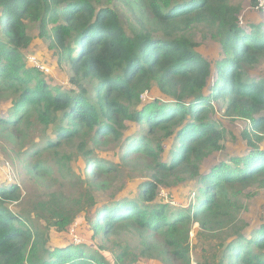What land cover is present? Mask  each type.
Here are the masks:
<instances>
[{"label":"trees","instance_id":"1","mask_svg":"<svg viewBox=\"0 0 264 264\" xmlns=\"http://www.w3.org/2000/svg\"><path fill=\"white\" fill-rule=\"evenodd\" d=\"M128 1L0 0V100L10 104L0 124L13 136L12 129L29 138L39 129L45 138L41 146L31 142L33 167H48L44 157L53 154L75 190L23 199L18 184L1 186L0 264H135L138 258L264 264V223L248 234L235 225L244 190L264 188V147L258 145L264 140V80L248 75L264 58V23L243 28L239 6L230 0H145L137 15L126 5L129 16L123 17L119 4ZM30 25L56 51L57 62L67 64L66 88L48 85L42 70L26 66L22 50L31 42ZM198 28L220 46L214 77L196 49ZM152 88L161 96L143 102ZM214 102L222 103L224 116L248 122L241 134L246 147L203 172L205 159L223 148L224 129L211 117ZM130 123L140 129L125 134ZM48 129L52 136H45ZM108 141L121 148L118 164L89 147ZM70 160L84 166L74 172ZM120 167L148 175L138 199L111 194L98 201L93 186L110 183ZM187 181L196 184L193 201L184 198L186 185L172 207L173 191ZM73 224L79 244L67 236ZM194 224L197 260L189 236ZM125 229L140 237L139 254L124 248L110 262L88 244ZM53 235L68 240L51 242ZM209 237L220 240L212 254L202 247Z\"/></svg>","mask_w":264,"mask_h":264},{"label":"rangeland","instance_id":"2","mask_svg":"<svg viewBox=\"0 0 264 264\" xmlns=\"http://www.w3.org/2000/svg\"><path fill=\"white\" fill-rule=\"evenodd\" d=\"M129 0L128 4L122 2L119 4L120 10L124 16H129V10L126 5H129L132 11L137 13L144 7L145 0ZM264 2V0H262ZM230 3L239 6V13L237 15L238 22L243 28L247 29L248 24H259L264 23V9L259 6V0H230ZM127 12V13H126ZM27 33L31 37V42L27 48L22 50L24 61L26 66L32 67L30 58H33L39 65L46 68V71L42 72L46 83L50 86H60L61 88L67 87V79L69 76V68L67 64L57 62V54L53 48H49L48 42L42 40L38 36V29L34 25L27 26ZM194 39L198 42L197 51L212 64L213 77L215 75L214 61L218 60L221 56V50L219 44L214 40L209 33L204 29L198 28L193 32ZM248 75L251 78L258 79L262 78L264 80V58L260 60L253 68L248 70ZM212 80L209 82V84ZM156 88H152L151 91L145 92L142 95V101H147L153 99L154 97H160ZM10 104L8 100H0V116H6ZM222 103L214 102L213 111L211 117L213 120L217 121L219 125L224 129V140L222 141L223 148L219 151L212 153L203 162L201 168L205 172L213 164L219 161H229L231 156L242 155L246 147V142L242 138V131L248 126L246 120L229 118L223 115ZM140 129L137 125L130 123L128 130L125 134H133ZM13 136L10 128L5 127L0 124V187L6 186L8 184H18L21 188V195L24 198L34 197L36 195H41L46 197L45 194L51 191L63 190L66 194L74 193V188L68 181V176L66 175L65 168H60L55 161V156L49 154L44 157L48 161V167L40 168L37 172L33 167V163L36 159L31 155V142L34 144H39L41 146L44 140V134L40 132L39 129L34 128L31 131L30 138L22 132H18L15 129ZM45 136H52L51 129L46 131ZM106 137L105 139H107ZM260 147H264V140L258 143ZM95 150V155L108 164H118L121 148L115 142L108 141L106 144L93 145L89 143V147ZM14 150V151H13ZM64 153H69L70 150L64 148L62 150ZM9 152V153H8ZM18 153V158L16 157ZM43 154L46 151L42 150ZM83 165V160L75 162L70 160L68 165L70 170L77 172ZM84 166V165H83ZM115 179H110V183L105 182L103 186L96 184L93 186L94 196L98 201L107 200L111 194H115L119 197H124L128 199H138L137 195L139 192V184L145 180L148 175L137 174L129 169L120 167L119 171L115 173ZM187 186V190H184V198L188 201H193V196L196 191L195 181L184 182L177 186L173 191L172 202L170 203L172 207L176 208L182 198L181 190ZM161 195V196H160ZM160 198L167 199L165 192L159 194ZM241 202L244 204V208L238 215V221L235 223L237 227L243 229V231L248 234L252 227L257 226L259 223H264V188H259L256 186L248 187L244 190L243 196L240 197ZM13 212H17L20 208L18 204L10 206ZM72 229L67 234L68 238H76L79 240L77 244L81 243L82 240L80 236L76 235L74 229L76 224L72 225ZM197 225L194 224L193 230L190 232V246L193 248L191 250V256L193 260L199 258L201 246L197 244V236L195 234ZM79 238H78V237ZM210 238V237H209ZM68 240L62 238L60 235H53L51 237V242H59ZM202 242V241H201ZM220 240L210 238L202 242V247L209 249L210 254L211 249L217 250ZM88 244H91L92 250L99 251L102 253L110 262H113V257L115 255H120L124 248L129 252L138 253L142 248V241L136 232L125 229L119 230L118 233L111 235L109 237L97 236L92 240H89ZM225 245V243H224ZM99 246H103L102 249ZM114 255V256H113ZM157 259V258H156ZM135 264H162L158 260H142L138 258Z\"/></svg>","mask_w":264,"mask_h":264},{"label":"built area","instance_id":"3","mask_svg":"<svg viewBox=\"0 0 264 264\" xmlns=\"http://www.w3.org/2000/svg\"><path fill=\"white\" fill-rule=\"evenodd\" d=\"M258 5L263 7V9H264V2L262 0H259ZM30 61H31V63H33L32 66H35V67H37V68H39L41 70H45L46 71V68L43 67L42 65H39L33 58H30ZM141 99H142V96H141ZM161 193H163V192H161ZM73 241L75 243H78L79 240L76 238V236H73Z\"/></svg>","mask_w":264,"mask_h":264},{"label":"clouds","instance_id":"4","mask_svg":"<svg viewBox=\"0 0 264 264\" xmlns=\"http://www.w3.org/2000/svg\"><path fill=\"white\" fill-rule=\"evenodd\" d=\"M41 70V69H40ZM42 71H45V70H42Z\"/></svg>","mask_w":264,"mask_h":264}]
</instances>
